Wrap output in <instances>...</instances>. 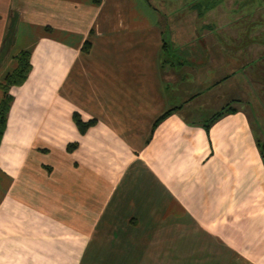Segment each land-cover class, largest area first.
<instances>
[{
    "label": "crops",
    "instance_id": "0c3cea01",
    "mask_svg": "<svg viewBox=\"0 0 264 264\" xmlns=\"http://www.w3.org/2000/svg\"><path fill=\"white\" fill-rule=\"evenodd\" d=\"M214 11L184 16L187 32L147 0H0V103L21 52L32 65L0 140V264H264L250 115L205 130L245 101L240 54L264 61V39ZM203 104L216 111L197 121ZM75 113L95 123L81 133Z\"/></svg>",
    "mask_w": 264,
    "mask_h": 264
},
{
    "label": "rangeland",
    "instance_id": "374dc122",
    "mask_svg": "<svg viewBox=\"0 0 264 264\" xmlns=\"http://www.w3.org/2000/svg\"><path fill=\"white\" fill-rule=\"evenodd\" d=\"M153 4V9L157 10L162 16V25L168 27H174L177 24H181L182 20H185L183 18L188 13H191L192 11L199 12L202 16H206L207 12H211L213 9H215V13H218V11H223L226 13V15H229L228 17V24L231 27L240 28V29H249L250 30V38L252 37H260V39H264V0H232L230 4H228V1L225 0H147ZM173 13L172 21L169 24L167 23V17L168 13ZM190 16V14H188ZM186 20L184 21V27L187 32H190L191 30L189 27L186 26ZM215 22L211 26L212 28H216L214 26ZM186 32V33H187ZM249 34V33H248ZM189 36V33L187 34V37ZM259 41V40H256ZM230 45L234 46L233 43ZM244 45H247V42L244 43ZM245 47V46H244ZM237 52V50L234 52H231V54ZM262 54L263 52L260 51ZM242 57L246 58L244 60H247L248 65H245L244 67L247 68L250 75L254 76L253 81H257V70L260 62V64H263L264 61L259 59L258 54L255 55V52L250 48H244L241 51L240 54ZM255 72V73H254ZM252 81V82H253ZM249 83V89H247V97H245V101H232L229 106H236L243 108L245 111H247L250 115V118L253 123V127L256 133L257 138L261 142V144L264 146V96L261 97L260 101L262 102L260 105H258V94L259 88L257 87L256 83ZM255 85V87L253 86ZM234 97H242L238 94ZM205 98V97H204ZM240 99V98H239ZM204 107L200 112V115L197 118V121L199 117L202 115V119L209 118L215 113V108H212V104H208L209 107H206L205 104H203ZM205 109H210V112H206ZM212 111V112H211Z\"/></svg>",
    "mask_w": 264,
    "mask_h": 264
},
{
    "label": "trees",
    "instance_id": "16d2710c",
    "mask_svg": "<svg viewBox=\"0 0 264 264\" xmlns=\"http://www.w3.org/2000/svg\"><path fill=\"white\" fill-rule=\"evenodd\" d=\"M32 70L31 65V53L30 52H21L18 56V67L17 69L9 74L6 78V84L2 86V89L4 91V98L2 102L0 103V140L3 137V134L5 132L6 123H7V116L9 107L12 103V97L9 95V88L11 86H20L22 85L28 78L30 72ZM174 110H169L164 115H162L154 124V129L168 116H170L173 113ZM234 109L232 106H226L216 114H214L210 120L208 121L207 125L205 126V130L207 132L210 131V128L212 125H214L218 120L223 118L224 116L233 113ZM74 122L77 125L78 129L81 133H85L91 125L95 123L94 120H91L89 122H84L81 118V115L78 113H75L74 116ZM259 149L261 150V154L264 158V146L258 142ZM77 144L69 145L68 150H72L74 147H76Z\"/></svg>",
    "mask_w": 264,
    "mask_h": 264
}]
</instances>
